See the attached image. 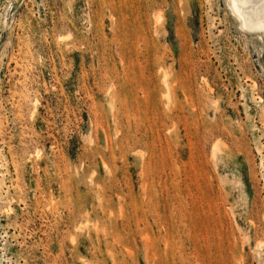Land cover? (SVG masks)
Returning <instances> with one entry per match:
<instances>
[{
  "label": "rangeland",
  "instance_id": "rangeland-1",
  "mask_svg": "<svg viewBox=\"0 0 264 264\" xmlns=\"http://www.w3.org/2000/svg\"><path fill=\"white\" fill-rule=\"evenodd\" d=\"M231 7L0 0V264H264V31Z\"/></svg>",
  "mask_w": 264,
  "mask_h": 264
},
{
  "label": "bare ground",
  "instance_id": "bare-ground-1",
  "mask_svg": "<svg viewBox=\"0 0 264 264\" xmlns=\"http://www.w3.org/2000/svg\"><path fill=\"white\" fill-rule=\"evenodd\" d=\"M242 27L250 30L264 31V0H229ZM244 25V26H243ZM244 27V28H245ZM263 244L262 242H260ZM260 246V244H259Z\"/></svg>",
  "mask_w": 264,
  "mask_h": 264
}]
</instances>
